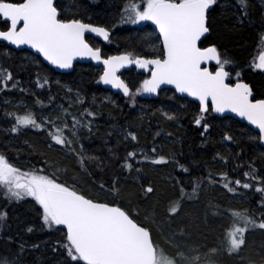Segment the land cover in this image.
Listing matches in <instances>:
<instances>
[{"label": "trees", "instance_id": "1", "mask_svg": "<svg viewBox=\"0 0 264 264\" xmlns=\"http://www.w3.org/2000/svg\"><path fill=\"white\" fill-rule=\"evenodd\" d=\"M123 2L124 0L70 1L64 15L68 18L83 17L85 22L90 20L94 24H103L113 16L118 19L117 14ZM245 3L246 7L242 9L239 0H217L209 12L212 31L202 43L203 46L215 44L222 59L228 58L231 61L225 65V69L232 81L236 80V72L239 71L240 79L249 84L254 97L264 98V76L254 67L260 54L264 53V39H261L264 34V0H245ZM242 11L247 14L241 21ZM4 28L0 19V29ZM147 38L153 40L152 46L157 42L156 33L147 24L140 27L119 25L111 32V39L107 42L114 48L103 44V53L139 52L141 49L156 51L158 47H146ZM88 39L93 43L92 39ZM0 66L13 72L16 80L22 82L15 88L11 84L7 89L0 87V152L7 150L15 166L22 167L23 170L33 164L39 167L37 161L42 162L45 159L43 153L47 151V145L42 143L45 140L43 133L30 128L24 130V126H21L20 133H10L11 123L15 121L7 114L12 113L14 117L26 113L23 112L24 107L16 108V103L31 104L30 112L39 115L42 109L55 114L58 106L67 108L71 101L78 102L81 112L84 108H89L97 113V118L92 122L91 133L87 129L80 133L84 154L95 156L97 160L89 161L85 171L80 169L78 161L71 155H65L66 149L61 152L59 148H52L47 152L48 159L63 161L58 165L61 181L69 185L75 181L78 190L91 197L110 200L112 195L109 184L118 177L123 189L124 205L131 207L133 213L138 210L139 218L145 224H152L155 239L158 231L156 225L159 224L156 222L168 218H160L162 212L171 201L180 200L179 214L171 222L177 228H184L187 233L186 237H181V242L185 244L182 245L183 248L189 244L190 248L205 250L217 245L226 225L230 223L232 211L248 210L257 225L260 223V217L264 215V212H259V209L264 210L261 207L264 193L256 191V183L250 189L240 187L235 193H231L222 187L223 181L219 179L213 183L207 182L208 173L218 177L220 173L233 172L236 165H251L264 177V148L259 145L258 140L252 139L258 134L245 124L227 116L216 117L210 112L205 119L211 127L206 135L201 136L205 130L196 126L192 119L194 102L176 96L170 89L162 90L156 97H150L147 93L137 94L136 103L132 105L129 97L112 94L101 83H97L100 67L81 63L76 64L71 72L57 73L44 63L38 64L28 51H16L2 42ZM210 68L213 70L215 66L211 65ZM144 75L132 69L123 72L122 78L130 84L131 91L135 92ZM38 76L50 77L51 84L43 89L33 87ZM69 90L71 99L66 96ZM49 96L56 98L53 107H49ZM37 99L42 100L43 104H38ZM72 109L78 110L75 107ZM164 113L174 115L175 119H168ZM129 130L136 131L138 142L125 140ZM225 132H230L235 140L225 141ZM134 143L137 151L145 145L148 149L157 147L159 155L171 162L153 164L144 161L136 163L131 171L121 170L116 163L117 157L134 150ZM80 147L78 143L76 148ZM239 153L242 155L238 156ZM217 154L224 156L228 162L215 159ZM177 162L187 167L190 174H183ZM245 171H249V168H242L238 175L242 176ZM174 177L184 181V189L191 195L180 196L179 185L173 186ZM231 178L235 179L236 176ZM197 180L204 183L193 193V184ZM142 185L144 188L151 186L155 191L146 195ZM30 199L13 202L6 199L3 190H0V211L6 210L8 213L7 218L0 221V259L18 261L19 264H61L64 259L60 254L62 249H54L64 230L59 226L52 229L42 227ZM154 217L159 219L154 220ZM28 224L35 226L34 232L26 230ZM247 233L252 234L246 237L247 243L242 250L245 253L244 261L246 264H262L264 230L256 227L249 229ZM34 245L38 247H33ZM186 249L188 250L187 247ZM230 259L231 264H236L235 254Z\"/></svg>", "mask_w": 264, "mask_h": 264}, {"label": "snow or ice", "instance_id": "2", "mask_svg": "<svg viewBox=\"0 0 264 264\" xmlns=\"http://www.w3.org/2000/svg\"><path fill=\"white\" fill-rule=\"evenodd\" d=\"M216 3L217 0H124L117 14L118 19L113 16L103 24H94L90 20L85 22L83 17L68 18L56 0H0V19L5 25L4 29H0V39L17 47L29 46L34 50V59L38 64L47 62L58 69L73 68L74 58L77 57L100 62L102 72L98 75L97 83L121 91L125 97L130 98L132 105L136 103L137 94L157 93L161 85L174 86L177 93H186L194 98L192 119L196 126L205 130L201 136L206 135L211 127L205 119L207 113L230 110L258 130V135L252 139L264 142V98L253 97L249 84L240 79L239 71L236 72V82L231 81L230 74L225 71V65L231 61L228 58L222 59L215 44L203 46L202 41L212 31L209 12ZM239 3L242 9L246 7L245 0H239ZM246 14V11L241 12V21ZM142 22H151L154 28L158 42L154 52L141 49L139 52L105 56L103 50L92 44L86 35L96 34L104 41H109L111 32L119 25H141ZM261 39H264V34ZM210 61L216 62L215 71L204 66ZM126 65H134L144 71V79L139 81L135 92L131 91L130 84L120 73V69ZM254 67L264 69V53L260 54L259 63L254 64ZM20 83L13 72L0 66V87L7 89L11 84L15 88ZM50 84V77L38 76L32 86L43 89ZM70 93L71 90L66 93L69 99ZM47 99L49 107H53L56 98L49 96ZM37 103L43 104V101L37 99ZM7 115L15 121L11 123V134L20 133L21 126H24V130L30 128L43 133L45 140L42 143L47 145V151L43 153L45 159L37 161L39 167L33 164L27 170L15 166L7 150L0 152V190H3L6 199L13 202L31 198L30 202L42 227L52 229L59 226L64 229L54 249H62L60 254L64 259L61 264H177V260L168 255L158 239L154 238L152 224H145L139 218L138 210L133 213L131 207L124 205L123 189L118 177L109 184L112 198L102 200L78 190L75 181L71 185L61 181L58 165L63 161L48 159L47 152L52 148H59L61 152L66 149L65 155H71L78 161L80 169L85 171L89 161L97 160L95 156L84 154L80 135L83 129L91 133L92 122L97 118L94 110L84 108L82 112L70 113L69 108L60 105L55 114L42 109L39 115L30 111L14 117L12 113ZM164 115L168 119H175L174 115ZM223 139L233 142L235 137L225 132ZM125 140L138 142L136 131H127ZM78 143L81 145L79 149L76 148ZM133 149L127 151L125 156L117 157L116 163L121 170L131 171L136 163L144 161L153 164L171 162L159 155L155 146L148 149L145 145L137 151L134 143ZM215 159L228 162L220 154ZM244 167H248L249 171L243 172L242 176L238 175ZM178 168L183 174H190L183 164L178 163ZM207 176L208 183L216 179L223 181L222 187L231 193L240 187L250 189L253 183L257 184V192L264 193V186H261L264 185V177L251 165H236L231 173L223 172L218 177L208 173ZM233 176L236 178L232 179ZM172 182L174 187L179 185L181 197L191 195L185 191L184 181L179 177H174ZM203 183L197 180L193 184V193ZM142 190L146 195L155 191L153 187L144 188L143 185ZM261 207H264V200ZM180 208V200L171 201L160 218L166 216L171 220L179 214ZM7 216L6 210L0 211V221ZM230 217L231 223L226 225L227 231L221 237V245L229 253H237L246 245L249 229L258 227L264 230V215L260 217L258 225L248 210L232 211ZM156 227L160 229L157 231L158 237L162 225L157 224ZM26 230L34 232L35 226L28 224ZM181 258L187 259L183 256ZM0 264L19 262L0 259Z\"/></svg>", "mask_w": 264, "mask_h": 264}, {"label": "rangeland", "instance_id": "3", "mask_svg": "<svg viewBox=\"0 0 264 264\" xmlns=\"http://www.w3.org/2000/svg\"><path fill=\"white\" fill-rule=\"evenodd\" d=\"M145 22H142L144 24ZM136 26V25H131ZM138 26V25H137ZM152 39L147 38L146 42L147 48L152 49L158 47V42H154V45L152 46ZM67 107L69 108L70 113H79L81 112V108H79L78 102L71 101ZM15 107H24L23 112H29L31 111V104L26 105L23 102L16 103ZM72 107L78 109L73 110ZM69 119H71V116H69ZM232 210H237L236 208H232ZM259 212H264V210L259 209ZM230 219V218H228ZM165 221H168V223H164ZM231 223V219L229 221ZM159 223L162 225V232L157 237L159 244L161 247L166 249V252L168 255L174 257L177 260V264H189V261H191V264H231V256L235 254L236 258V264H246L244 261L245 259V253L242 252L243 248L240 249L237 253H229L226 247H223L221 245V240L217 243V245H213L210 248H207L205 250H196L195 248H190V246L186 245L188 250L182 247V245H185L183 242H181V237H186L187 233H185L184 228H177V225H174V223L171 222L168 218H164L162 222H156V224ZM228 223L227 225H230ZM166 227H165V226ZM160 231V229H158ZM227 231V228H225V232ZM252 233H246V237ZM160 237V238H159ZM169 237H174V239H169ZM179 237V238H178ZM177 238V239H176ZM177 241H176V240ZM184 240V238H183ZM215 250V251H213ZM181 256L187 258L182 259ZM247 261V259H246Z\"/></svg>", "mask_w": 264, "mask_h": 264}, {"label": "water", "instance_id": "4", "mask_svg": "<svg viewBox=\"0 0 264 264\" xmlns=\"http://www.w3.org/2000/svg\"><path fill=\"white\" fill-rule=\"evenodd\" d=\"M147 23L151 26V22H147ZM151 27H153V26H151ZM86 35H91V36H93V37H96V38L99 39L100 41L105 42V41L103 40L102 37H99V36H97L96 34L87 33ZM0 42L6 44V45L9 46L10 48H12V49H14V50H17V51H19V50H24V49H25V50H28V51L34 53V50H32V49H31L29 46H27V45H21V46H18V47H17V46L10 45L8 42L3 41L2 39H0ZM116 55H118V54H116ZM75 63H91V65H93V66H101V67H102V63L97 62V61H92L90 58H87V57H77V58H74V61H73V67H74V64H75ZM44 64L47 65L48 67H51V68L53 69V71H55V72H57V73H68V72H71V71L73 70V68H71V69H58V68H55L54 66L48 65L47 62H44ZM210 65H216V62H215V61H210V62H208L207 64H205L204 66L210 67ZM131 68L136 69L138 72H144L143 70L136 68L134 65H126V66H124L123 68L120 69V73H121L122 71L129 70V69H131ZM212 71H215V69L212 70ZM225 71H226V70H225ZM259 71L264 75V69H259ZM229 78H230V77H229ZM242 81L245 82L244 80H242ZM234 83H235V82H234ZM245 83H246V82H245ZM101 84H102V83H101ZM102 86H103L105 89H107V90H109V91H111V92L118 93V94H120L121 96L125 97L121 91H119V90H117V89H113V88H111L110 85H104V84H102ZM166 89H170V90H172V91L175 93V95L178 96V97L185 98V99H188V100L194 102V98L189 97L186 93H177V92L175 91V89H174V86H171V85H161V87H160V89H158L157 93H148V94H149L150 96H156L159 92H161L162 90H166ZM250 89H251V88H250ZM251 91H252V90H251ZM252 95H253V97H254L253 92H252ZM254 98H255V97H254ZM255 99H257V98H255ZM258 99H260V98H258ZM212 114H213L214 116H216V117H219V118L226 117V116H227V117L234 118V119L238 120L239 122L245 124V125L248 126L249 128H251L253 131H255V132L258 133V130H256L254 126L250 125V124H249L244 118H241V117L237 116L235 113H232L230 110H225L224 113H215V112H212ZM259 145H260L261 147L264 148V142H260V141H259ZM61 228H62V227H61ZM62 229H63V228H62ZM63 230H64V229H63Z\"/></svg>", "mask_w": 264, "mask_h": 264}, {"label": "flooded vegetation", "instance_id": "5", "mask_svg": "<svg viewBox=\"0 0 264 264\" xmlns=\"http://www.w3.org/2000/svg\"><path fill=\"white\" fill-rule=\"evenodd\" d=\"M70 1H75V0H56V3L58 5V7L61 9V11L63 12V14L65 13L64 10L66 8V6L70 3ZM90 39H92L94 45L100 47L102 49V45L103 44H106V43H103L101 42L100 40H98L97 38L95 37H88ZM108 45V44H107ZM109 46V45H108ZM111 48H114V46H109ZM103 50V49H102ZM125 51H122V52H116V53H112V54H107V55H114V54H119V53H123ZM30 54H32L31 52H29ZM34 56V54H32ZM105 55V56H107Z\"/></svg>", "mask_w": 264, "mask_h": 264}]
</instances>
